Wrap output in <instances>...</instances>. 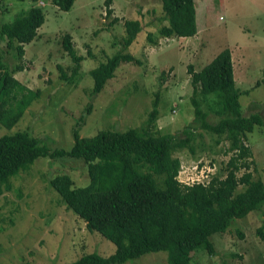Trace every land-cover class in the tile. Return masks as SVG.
<instances>
[{
    "label": "rangeland",
    "instance_id": "374dc122",
    "mask_svg": "<svg viewBox=\"0 0 264 264\" xmlns=\"http://www.w3.org/2000/svg\"><path fill=\"white\" fill-rule=\"evenodd\" d=\"M31 5L42 8L45 19L35 38L24 45V56L12 53L1 39L0 53L9 69L24 66L12 77L41 95L10 129L0 125V137L27 130L50 150H69L74 127L81 137L138 127L156 94L159 115L153 131L180 136L195 121L193 97L209 112V122L218 118L216 97L194 94L188 71L192 65L199 72L224 49L230 52L236 88L242 92L243 113H258L264 120V0H195L197 32L185 38L162 35L167 22L162 19L161 0H112L110 15L105 0H75L68 11L57 9L50 0H0V23L12 21ZM114 17L118 21L112 23ZM125 19H136L141 25L127 48L122 42ZM64 35L69 36L75 56L81 57L78 67L63 46ZM116 52L129 54L138 62H120L114 77L92 95L90 69ZM87 106H91L88 113ZM194 132L201 133L194 140V152L182 149L174 153L179 159V181L208 183L212 177H224L231 156L229 142L204 130ZM246 138L251 149L248 159L253 162L237 174L248 171L253 179L264 182V125H256ZM57 174H68L75 187L88 181L85 163L79 159L39 157L29 169L9 179V190L2 185L0 264H65L82 253L106 256L113 252L111 241L89 231L50 191L48 180ZM244 188L239 185L237 192ZM263 223L264 204L260 211L231 220L225 233L212 234L209 239L215 253L196 252L194 263L264 264V240L254 233ZM83 245L86 250L81 251ZM166 257L165 251L148 252L123 264H166Z\"/></svg>",
    "mask_w": 264,
    "mask_h": 264
},
{
    "label": "trees",
    "instance_id": "16d2710c",
    "mask_svg": "<svg viewBox=\"0 0 264 264\" xmlns=\"http://www.w3.org/2000/svg\"><path fill=\"white\" fill-rule=\"evenodd\" d=\"M74 1L50 0V3L68 11ZM111 2L105 0L107 15L112 13ZM161 9L162 19L167 22L161 28L163 36L185 38L195 35V0H161ZM44 19L43 9L31 5L12 21L0 23V39L6 42L7 48L14 50L12 53L23 57L24 45L35 38ZM117 21L114 17L112 23ZM122 28V42L127 48L141 25L136 19H125ZM63 46L78 67L81 57L75 56L68 35L63 37ZM1 58L0 53V125L10 129L41 92L24 87L12 77L13 73L23 71L22 64L9 69ZM133 59L129 54L116 52L90 69L91 94L101 92L107 81L114 77L120 62H138ZM188 72L194 94L216 97L218 118L210 117L213 123L209 122V112L206 113L193 97L195 121L189 122L180 136L153 131L159 115V96L156 94L151 109L138 127L124 131L102 130L88 137H81L79 128L74 127V141L69 150H50L27 130L0 137V193L2 185L9 190V179L29 169L36 158L67 157L85 163L88 177L85 185L75 187L68 174H57L49 178L48 187L85 222L89 231L111 241L114 249L106 256L82 253L73 262L65 264H123L145 253L158 251L167 253L166 264H195L193 256L196 252L215 253L209 239L212 234L225 233L231 220L261 210L264 182L253 179L251 172L244 171L241 175L237 172L253 162L248 159L251 149L245 142L246 134L256 125H264V120L258 113H243L239 103L242 92L236 88L229 50H222L199 72L190 65ZM76 73L74 68L72 76ZM61 78L65 79L64 75ZM90 108L87 106L86 113ZM196 130L223 136L229 142L227 151L231 156L224 177H212L208 183L179 181V159L174 153L182 149L194 152V140L201 135H196ZM239 185L245 188L237 192ZM237 232L243 237L242 232ZM254 233L264 240V223L255 227ZM80 247L81 251L86 250V245Z\"/></svg>",
    "mask_w": 264,
    "mask_h": 264
},
{
    "label": "crops",
    "instance_id": "0c3cea01",
    "mask_svg": "<svg viewBox=\"0 0 264 264\" xmlns=\"http://www.w3.org/2000/svg\"><path fill=\"white\" fill-rule=\"evenodd\" d=\"M196 22H197V19H196ZM235 80V79H234Z\"/></svg>",
    "mask_w": 264,
    "mask_h": 264
}]
</instances>
